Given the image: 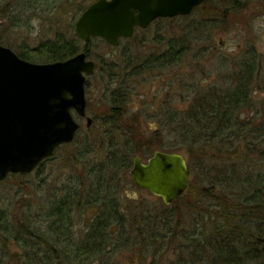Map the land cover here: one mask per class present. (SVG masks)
<instances>
[{
  "label": "trees",
  "instance_id": "obj_1",
  "mask_svg": "<svg viewBox=\"0 0 264 264\" xmlns=\"http://www.w3.org/2000/svg\"><path fill=\"white\" fill-rule=\"evenodd\" d=\"M90 1L0 0L7 29L31 32L38 24L42 31L22 53L5 45L19 58L54 63L84 52L110 90L109 102L101 100L102 113L73 143L58 147L35 171L9 174L0 183V264L102 263L111 253L107 249L117 246L115 239L131 236L138 239L141 256L149 240L159 239L157 247L166 244L173 255L168 264H264V100L255 96L264 93V56L247 44L236 56L220 59L216 75L200 64L212 46L210 30L241 27L264 0H209L188 16L157 19L155 24H169L168 39L154 38L156 49L146 57L121 53L123 60L116 62L106 58L113 47L102 38L83 43L74 32ZM199 16L207 25L196 22ZM191 58L196 62L187 72L181 64ZM174 66L177 80L169 86L176 83L183 90L177 94L182 108L171 105L173 98L163 101L155 115L160 130L150 141L139 129V116H127L126 103L141 80L156 81ZM204 77L210 82H201ZM143 147L186 156L188 192L173 205L182 201L196 214L188 229L181 222L169 228L159 216L145 220L121 209L119 192ZM60 156L71 162L74 175L59 184L62 177L56 178L51 164Z\"/></svg>",
  "mask_w": 264,
  "mask_h": 264
},
{
  "label": "water",
  "instance_id": "obj_2",
  "mask_svg": "<svg viewBox=\"0 0 264 264\" xmlns=\"http://www.w3.org/2000/svg\"><path fill=\"white\" fill-rule=\"evenodd\" d=\"M209 0H93L73 24L83 43L102 38L112 47L146 29L157 19L188 16ZM87 54L54 63L29 62L0 44V182L8 174H28L72 142L80 128L74 118L86 117V77L94 72ZM86 127L92 124L86 117ZM132 183L175 203L189 183L187 160L178 152L154 151L142 162L132 160Z\"/></svg>",
  "mask_w": 264,
  "mask_h": 264
},
{
  "label": "rangeland",
  "instance_id": "obj_3",
  "mask_svg": "<svg viewBox=\"0 0 264 264\" xmlns=\"http://www.w3.org/2000/svg\"><path fill=\"white\" fill-rule=\"evenodd\" d=\"M91 2H93V0H91L90 3ZM263 9L264 7L262 5L260 7L254 8L253 11H251V14L247 18L242 19L245 25L244 23H241V27L237 26V24H234L231 25V27H229V31H222L221 29L210 30L211 40H209L208 42H212L211 43L212 46L208 50V54L204 56V58L201 59L200 61L201 66H203L207 72L216 75L217 71L221 68L222 65L220 63V59H230L232 58V56H236L238 53H240V51H242L243 48L247 46V44L254 46L256 51H258L261 55L264 56V14L261 12ZM252 14H255L253 19H251ZM195 19L196 22L203 21V18H201L200 16L198 18L196 17ZM154 22L149 24V26L146 29H143L145 30V32H141V31H138L136 33L134 32L131 38H126V40L120 41L116 45V47H113V49H108V52L110 54L107 55L106 58L112 59L116 62L119 58L123 60V58L120 57L121 53L124 54L123 56L130 57L132 56V54L137 55V52H142V55L146 57V55H148L150 52L156 49V46L154 45V41H155L154 38L168 39L169 36L168 34L169 24L163 22L162 23L157 22V24H155ZM181 22L182 21H178V23ZM205 23H208L207 20H204L202 22V25H204ZM0 25H1L0 30L5 32L2 35H0V40L3 43L2 45L3 46L9 45L10 48L21 53L25 51L23 49H25L26 47L34 46L42 35L41 34L42 31L40 30V27H38V24H34L33 30H31V32L26 30H21V31L12 30L6 28L7 25L6 19H2L0 17ZM27 35L28 38H24ZM23 39L28 40V42L23 41ZM201 40L204 41V38ZM207 44L208 43L206 42V45ZM88 59L94 62V68H93L94 72L86 77L85 91H86V99L89 101V103L87 102V105L89 104V109L88 106H86L85 112H86V117L92 118L94 116L95 117L98 116L104 110L103 107L101 106L102 101L104 104L109 102V94L106 93V91H108L109 88L108 89L105 88L107 80H102L97 70H95L94 59L90 57ZM204 59H206L208 63L203 62ZM191 62L195 64L194 62L196 61L194 60V58H191L181 64V66L184 67L185 71L186 69L187 72L189 71L188 66L190 65L188 64ZM178 68H179L178 66L177 67L174 66V67H170V69H168L165 72L163 71L164 74L160 76V78L157 79L156 81L155 80L151 81L149 79L148 81L146 80L145 82H142L141 80L139 82L140 84L138 89L132 92L126 103L127 116L129 117L133 115L139 116L138 119L140 120L139 129L142 131L144 138L150 141L154 139L155 133L160 130L158 126L159 125L158 120L155 118V115L161 112L160 107L163 101H165L166 99L169 100L173 98L171 105L173 103H177L176 107H178V109L182 108L181 103H178L179 98H177L178 96L177 94L179 91V96H181L180 94L183 93L182 92L183 90L178 89L176 83H172L169 86L171 81L177 80L175 74L178 73ZM207 76L209 78L210 74L208 73ZM163 80L166 82V85L162 83L164 82ZM209 80L210 79H206L204 77V79L201 82H205V83L210 82ZM113 86L114 88L116 87L115 85ZM255 96L256 99L259 101L264 100V93L263 94L257 93L255 94ZM77 122L81 123L80 124L81 127L76 132L75 138L76 136H78V132L86 130V124H87V122L84 119L82 120L78 119ZM165 139L167 140L166 142L169 145L170 143L169 140L167 138ZM73 142L74 140L70 143ZM70 143L66 145H69ZM168 145L164 144L165 148L168 147L172 148V145L171 146ZM165 148L163 147L162 150L160 148L159 149L156 148L153 149L152 152H149L148 149L143 147L142 148L143 153L141 156L142 162H145L149 157H151L153 152L156 150L166 152ZM182 155L184 156V154ZM61 157L62 156H60L59 158L57 157L58 159L55 158L51 164V166L53 165V170L55 171L56 178L62 177L61 178L62 180L59 182V184L65 181L68 176L74 175L71 162L68 160L65 161L66 158L65 157L61 158ZM184 157L186 159V156ZM6 178L3 181H5ZM3 181H1L0 183H2ZM187 188H186V192H188ZM186 192L184 194H186ZM119 194L120 195H118L119 196L118 203L119 205H121V209H123L125 213L130 211L131 213L130 215L133 216L140 215L139 216L140 218H143L145 220L146 218H148L151 219V221L155 220L156 217L159 216L158 218L164 219L165 220L164 224H166L165 226L167 227L168 225L169 228H172L177 222H181L184 224L185 229H188L189 225L193 221L195 213L186 211L184 208V203L182 201L177 202L176 205H173L174 203L171 205H164V203H162V201L159 200V198L153 197L147 191L142 190L136 187L135 185H133L129 173H128V178L127 177L124 178L123 186ZM187 196L185 195L184 197ZM193 196H195V194ZM127 225L130 224L127 223ZM166 227H164V230ZM148 229L151 231V227H148ZM132 231H134V229L133 230L130 229V232ZM163 232L164 231H161L162 234ZM158 236H161L160 232ZM119 238H126V237L122 236ZM133 239H134L133 236L130 237L129 241L128 240L116 241L115 239V243L117 246L114 249H111V253L106 256L107 258H103L102 263L98 261L97 263H93V264H168V262L171 259H173V255H171L170 252L171 249L169 250V252L166 251L168 248L166 244H162L161 247H157L154 244L152 245V247L149 245L151 248H147L146 250L147 251L149 250V252H151L152 249L154 248L152 252L155 254V256L147 257L142 255L143 256L142 259L140 258L141 254L140 255L138 254L139 253V246L137 242L138 239L136 240ZM126 242H129L130 244H127ZM106 243L107 245H105V247H107L108 245L110 247V245L112 244V243L109 244L110 242H106ZM148 253L145 251V255H147ZM116 256H119L120 259H118L117 263H113V259ZM108 258H112L111 259L112 261L108 260ZM86 264H90V263L88 262Z\"/></svg>",
  "mask_w": 264,
  "mask_h": 264
},
{
  "label": "flooded vegetation",
  "instance_id": "obj_4",
  "mask_svg": "<svg viewBox=\"0 0 264 264\" xmlns=\"http://www.w3.org/2000/svg\"><path fill=\"white\" fill-rule=\"evenodd\" d=\"M126 40V39H125ZM86 101L87 102H89L87 99H86ZM88 106V105H87ZM74 118H75V120H76V122H77V120L78 119H84L85 121H86V117L85 118H79V117H77L76 115H75V113H74ZM90 119H91V122H92V124H91V126L94 124V122H93V117L91 118V117H89ZM77 123H79V122H77ZM81 124V123H80ZM81 127V126H80ZM86 129H89V128H87L86 127ZM62 146V145H61ZM132 182V181H131ZM134 185V184H133ZM159 244V243H158ZM151 247H152V245H151ZM149 245H147V246H144L143 248H142V252H143V255L144 256H147V257H153V256H155V254L152 252L153 251V249H152V251L151 252H149V250L147 251L146 249L147 248H151ZM107 251H111V249H107ZM145 251L148 253L147 255H145ZM107 258V257H106ZM140 258H143V256H141ZM112 258H108V260H111ZM118 259H120V257L119 256H116V257H114V259H113V263H117V261H118ZM112 261V260H111Z\"/></svg>",
  "mask_w": 264,
  "mask_h": 264
},
{
  "label": "bare ground",
  "instance_id": "obj_5",
  "mask_svg": "<svg viewBox=\"0 0 264 264\" xmlns=\"http://www.w3.org/2000/svg\"><path fill=\"white\" fill-rule=\"evenodd\" d=\"M159 239L155 240V239H152V240H149V244L148 245H153L155 242H158Z\"/></svg>",
  "mask_w": 264,
  "mask_h": 264
}]
</instances>
